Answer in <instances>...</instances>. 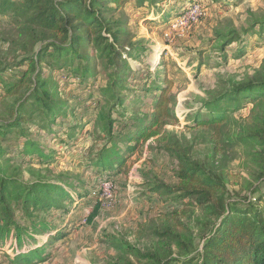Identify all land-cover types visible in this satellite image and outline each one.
Instances as JSON below:
<instances>
[{"label":"rangeland","instance_id":"374dc122","mask_svg":"<svg viewBox=\"0 0 264 264\" xmlns=\"http://www.w3.org/2000/svg\"><path fill=\"white\" fill-rule=\"evenodd\" d=\"M195 5L200 9L191 13ZM108 16L121 22L115 30L122 44L133 47L124 54L125 99L112 111L114 132L122 138L139 124L137 117L150 116L163 89H169L177 122L166 124L160 135L141 139L104 187V177L88 168V159L107 141L99 115L114 103L101 92L109 79L106 62L95 56L91 42L59 62L43 59L37 71L46 79L51 98L65 110L53 118L45 108L44 92L41 101L32 96L37 72L17 98L8 95L7 84L30 68L29 61L18 65L22 54L34 56L40 47L16 51V23L10 13H0V124L23 118L5 140L0 138V170L28 183L43 178L76 185L67 187L74 196L67 201L69 209L49 215L51 231L39 245L45 246V259L31 264H150L152 256L181 253L166 228L200 245L202 232L214 219L157 188L178 183L179 155L226 176L231 206H246L251 200L264 210V109L259 103L236 105L224 97L217 110L206 105L244 81L264 78V29H259L264 0H147L143 5L129 0ZM252 26L257 34L246 33ZM236 32L242 45L228 43ZM19 99L25 102L23 110H18ZM214 114L223 115L220 126L197 125ZM119 141L124 151L126 144ZM40 151L47 158L38 157ZM0 264H12L1 250Z\"/></svg>","mask_w":264,"mask_h":264},{"label":"trees","instance_id":"16d2710c","mask_svg":"<svg viewBox=\"0 0 264 264\" xmlns=\"http://www.w3.org/2000/svg\"><path fill=\"white\" fill-rule=\"evenodd\" d=\"M127 1L129 0H0V13H10L11 19L16 23V51L26 53L33 46L40 47L34 56L22 54L18 65L29 61L30 68L17 81L10 82L9 86L7 84L6 91L10 97L17 98L26 89L29 76L37 72L33 98L35 101L43 100L44 92L47 112L53 118L62 117L65 110L61 108V102L52 99L46 90V79L37 71L38 65L47 56L59 62L62 58L77 54L78 46L83 42H91L92 52L106 62L109 79L101 92L114 100V103L106 114L102 112L99 115L103 119L102 135L107 141L88 159V168L91 167L94 174L102 175L104 181L110 179L111 172L119 173L123 169L128 159L125 154L136 151L141 139L160 135L166 124L177 122L169 105V89H163L153 103L150 116L137 117L141 122L122 138L114 132L112 111L116 105L124 104L125 99L122 95V90L126 88L123 67L127 60L124 54L133 47L122 44L120 31L115 30V26L121 22L113 21L108 14ZM145 1L147 0H138V4L143 5ZM259 27L261 31L264 29V20ZM255 29L252 26L245 31L253 33ZM241 39L242 36L237 33L228 43L240 42L242 45L244 42ZM127 67L131 69L128 63ZM257 95L259 98H256ZM260 95H264V78L257 76L240 83L226 94L215 96L206 105H209V109L217 110L224 97L229 103L238 105L241 101L255 102L259 103V108L264 109V100L260 99ZM18 102V110H23L25 102L21 103L20 99ZM21 119L23 121V118L16 121L17 125ZM222 121V114H214L203 121L197 120V125L212 124L218 127ZM262 121L260 135L264 144V120ZM16 124H0V138L5 140ZM119 140L126 144L124 151H121ZM28 153L34 154V150H29ZM37 156L47 158L41 151ZM178 159V183L175 186L157 187L158 190L163 188L173 193L178 201L187 200L201 208L214 222L202 232L200 245L195 244L193 237L175 235L170 228H166L165 233L174 238L181 253L174 255L168 252L163 256H152L150 264H264V210L251 200L247 201L246 206H231L226 176L206 168L189 156L179 155ZM74 185L72 183L65 186L43 178L28 183L7 176L0 170V250L6 253L12 264H31L35 259H45V246L39 245L43 241L42 236L51 231V213L69 209L67 201H72L74 196L67 187L74 189ZM94 209L91 217L96 214L97 206ZM23 221L28 222V225ZM54 237L58 239L57 235H53Z\"/></svg>","mask_w":264,"mask_h":264},{"label":"built area","instance_id":"2783aa9c","mask_svg":"<svg viewBox=\"0 0 264 264\" xmlns=\"http://www.w3.org/2000/svg\"><path fill=\"white\" fill-rule=\"evenodd\" d=\"M200 8H199V5H195V6H193V8H192V11H191V13H195L196 11H198ZM178 26V24L176 25V27ZM105 183H104V187H109L110 186V182H109V180H107V181H104ZM95 194H96V192H95Z\"/></svg>","mask_w":264,"mask_h":264}]
</instances>
